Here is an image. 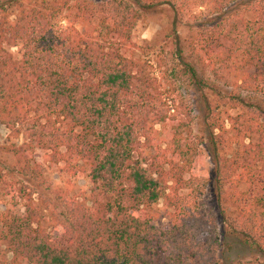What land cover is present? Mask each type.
Listing matches in <instances>:
<instances>
[{"label": "trees", "instance_id": "1", "mask_svg": "<svg viewBox=\"0 0 264 264\" xmlns=\"http://www.w3.org/2000/svg\"><path fill=\"white\" fill-rule=\"evenodd\" d=\"M0 264H264V0H0Z\"/></svg>", "mask_w": 264, "mask_h": 264}, {"label": "rangeland", "instance_id": "2", "mask_svg": "<svg viewBox=\"0 0 264 264\" xmlns=\"http://www.w3.org/2000/svg\"><path fill=\"white\" fill-rule=\"evenodd\" d=\"M169 23V14L167 11H159L151 16L144 19L137 27L135 32V40L140 45H151L153 49H156L160 46V44L163 41L164 32L167 29ZM17 52V50H14ZM2 135L6 136V130L4 128H1ZM209 167H204L200 169L198 172L200 174V177L206 178L208 173ZM46 176L47 178L53 182L56 185L62 184V178L60 177V174L58 173V169L56 167H52L50 169L46 170ZM77 184L83 189L88 190L90 187V184L88 180L85 177H79L77 180ZM205 201L210 206L211 199L208 193L205 195ZM7 207H12L8 202H3L1 209L4 210ZM223 235V234H222ZM228 242L232 245V249L226 254L227 259L230 262L239 260V259H251L256 255V253L251 250L250 248L244 246L241 242L236 240L233 237L228 238Z\"/></svg>", "mask_w": 264, "mask_h": 264}]
</instances>
